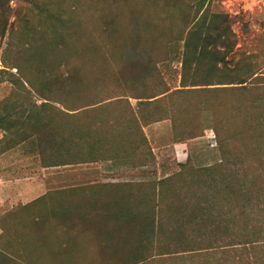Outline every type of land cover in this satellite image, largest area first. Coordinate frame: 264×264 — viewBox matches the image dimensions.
Masks as SVG:
<instances>
[{
	"label": "rangeland",
	"instance_id": "rangeland-1",
	"mask_svg": "<svg viewBox=\"0 0 264 264\" xmlns=\"http://www.w3.org/2000/svg\"><path fill=\"white\" fill-rule=\"evenodd\" d=\"M136 2L142 9L143 0H125V11L117 24L113 43L112 37L105 36L101 56L90 53L89 58L82 63L87 78L85 86L68 89L57 84L58 74L64 78L68 73L62 59L64 48L47 45L51 35L45 33L42 26H39L33 45L22 43L20 31L11 39L10 31L22 24V18L30 19L34 25L38 23L36 18H30L31 7L26 2L11 0L9 3L13 10L12 16L5 36L0 39V116L9 113L6 116L12 122H17L24 133L19 139L24 142L14 147V157L23 154L27 160L14 163L12 171H21V175L26 177L22 189L29 196L24 201L26 204L20 203L11 208L10 203H7V213L0 215V252L4 253L7 264H29V259L31 264H51L50 257L62 252L65 243L72 247L71 251L60 254L65 255V264H105L96 244L100 239V231L105 229V219L94 217L91 209L113 207L104 201L109 198L108 191L114 188L113 185H118L119 191L153 196L155 185L164 179L163 190L167 197L164 206L168 207V176L180 171L174 146L180 140L187 143L189 162L192 167L199 169L219 164L221 160L218 138L212 129L215 125L224 138L245 129L242 115L249 111V102H255L258 98L264 86V77L262 81H249L245 89H240L238 85L183 89L180 86L182 65L179 48L171 42L173 35L189 31L188 24L180 21V8L173 13L171 11L169 23H160L156 34L154 31L149 34L150 43L142 46L154 60V76L139 78L136 84H132L128 62L136 59L135 54L129 51L127 56L122 57L121 49L127 47L132 35L130 8ZM82 4L85 6L86 1H82ZM182 8L186 9L184 4ZM206 10L227 15L234 33V47L227 53L225 61L218 63V77L213 83H229L237 73L245 74L249 67L252 72H261L264 76V0H205L202 12ZM144 12L145 18L155 17L152 8H144ZM94 26L90 24L86 28L85 43L88 45L89 42H103V37L93 30ZM160 30L165 35L156 40L155 37L161 34ZM67 45L69 52L76 50L71 40L67 41ZM218 49L223 50L222 47ZM14 66L18 70L13 69ZM122 69L125 71L120 77L119 71ZM95 77L99 78L98 83ZM180 89L183 91H175ZM163 90L169 92L161 99L157 111L160 114L168 113V118L150 124L156 127H152L153 135L149 141L144 128L150 125L142 126L143 133L139 132L140 126L136 128L128 125L130 111L126 106L130 102L136 109L138 104L137 100L128 97L134 94L150 96ZM107 97L114 98L106 105L95 107L97 110L83 108L69 111L71 117L63 116L59 111L63 107L70 108L71 104H74L73 108H79L89 100ZM64 100L67 101V107L58 103ZM149 109L154 111L155 108L150 106ZM48 123L57 129L59 124L64 130L69 127H89L93 135L102 140H86L82 143L83 150L80 148L81 143L77 144L79 141L70 143L71 154L88 156L91 157L89 160L99 163L121 160L133 167L120 171L119 174L124 176H115L118 173L112 170L108 171L109 174L114 172V176H100L99 173L84 176L86 167L83 165L42 169L44 161L39 132L44 129L42 125ZM191 135L198 137L190 139ZM231 144L230 141L229 149H232ZM152 147L159 148L158 158L153 154ZM148 165L150 168H142ZM87 168H91L87 170L92 172L98 170L94 165ZM38 169L39 179L33 182L30 179ZM36 183L41 184L39 191H36ZM32 191L33 195H30ZM39 197L43 199L36 203ZM94 199L96 202L92 201ZM67 211L72 213L67 215L68 221L64 223L71 226L69 232L59 225L60 215ZM43 218L47 220L45 230L35 233V222ZM165 222V227H168V220ZM38 242L48 248H38Z\"/></svg>",
	"mask_w": 264,
	"mask_h": 264
},
{
	"label": "trees",
	"instance_id": "trees-1",
	"mask_svg": "<svg viewBox=\"0 0 264 264\" xmlns=\"http://www.w3.org/2000/svg\"><path fill=\"white\" fill-rule=\"evenodd\" d=\"M10 1L0 0V39L5 36L12 16ZM23 1L31 7L30 18H36L38 24L34 25L30 19L22 18V24L10 31V38H15L20 31L22 43L33 45L39 26H42V30L51 35L46 44L52 48H64L62 59L68 73L64 78L58 74L57 84H62L63 89L84 87L87 78L81 65L90 53L101 56L105 36L112 37L113 43L117 24L125 11V0ZM82 1H86L85 6L80 5ZM143 1L142 9L137 2L131 5L129 25L132 35L127 47L121 49L122 57L127 56L129 51L135 54L136 59L128 62L133 85L139 78L154 76V60L142 46L150 43L149 34L154 31L155 35L160 23H169L170 12L179 8L180 21L188 24L189 31L173 35L171 42L179 48L182 65L180 86L183 89L212 85H238L240 89H245L249 81L263 80L261 72H252L249 67L245 74L237 73L229 83H213L218 77V63H223L227 53L234 47V33L227 15L207 10L202 12L205 0ZM66 7L71 10L68 11ZM144 8L154 9L155 17L145 18ZM90 24L96 25L93 30L103 37V42L85 43L86 28ZM160 32L156 40L165 35L163 30ZM68 40L75 45V51L69 52ZM219 47L223 50H219ZM13 69L18 70L16 66ZM124 71H119L120 77ZM94 79L98 83L99 78ZM168 92L163 90L150 96H129L137 100L138 104L136 109L130 102L126 106L130 111L128 125L136 128L140 126L139 132L143 133V125L167 120L168 113L160 114L157 109ZM113 98L89 100L79 108H73L74 104H71L70 108L63 107L59 111L63 116L71 117L69 111L96 109L110 103ZM255 102H249V111L242 115L245 129L224 138L216 125L212 128L218 138L221 154L219 164L198 169L191 166L188 158L185 163L178 164L180 171L177 174L168 176V207L164 206L167 197L163 190L165 181L161 179L155 185L153 196L139 194L138 206L134 211L127 205L118 207L116 198L111 199L114 207L91 211L94 217L105 219V229L100 231V239L96 243L105 264H264V86ZM58 103L67 107L66 100ZM150 106H154L155 112L147 110ZM6 115L9 116V113L0 116V129L5 134L1 152L24 142L19 140L24 135L19 125ZM171 117L175 122V118ZM50 125H42L44 129L39 132L44 167L95 162L88 159L91 157L82 158L70 152V143L79 141L77 144L81 143L80 148L83 150L82 143L86 140L102 141L93 135L89 127H69L64 130L59 124L58 129ZM15 127L17 129L12 130ZM196 137L191 135L190 139ZM230 141L232 149L228 146ZM183 142L180 140L178 143ZM129 198L124 200V204ZM42 199L38 198L36 203ZM68 214L72 213L67 211L60 215L59 225L69 232L71 226L64 225L68 221ZM167 220L168 227H165ZM46 224L44 218L35 222V233L45 230ZM62 246V252L50 257L51 264H65V255L60 254L71 251L72 247L69 243ZM37 247L48 248L40 242Z\"/></svg>",
	"mask_w": 264,
	"mask_h": 264
},
{
	"label": "crops",
	"instance_id": "crops-1",
	"mask_svg": "<svg viewBox=\"0 0 264 264\" xmlns=\"http://www.w3.org/2000/svg\"><path fill=\"white\" fill-rule=\"evenodd\" d=\"M152 127H156L155 125H150L145 129L146 135L149 138V141H151V137L153 135V128ZM4 132L0 131V141H2V139L4 138ZM21 146V145H18ZM175 149V153L177 156V159L180 163H185L188 159V144L187 143H177L174 146ZM158 150L159 148L157 147H152V152L153 154L156 156V158H158ZM15 151L16 148H12L10 150L7 151H0V206H2V208L0 207V215L7 213L8 209L6 210L7 203H10V207H14V206H18L20 203L22 204H26L27 198H28V192L25 193L23 186L25 184V178L24 176H22L21 171H18L17 173H14L12 171L13 165L16 162H22L23 159H26V157H24L25 155L20 154L19 157H14L15 155ZM83 165L84 167H86L85 172H84V176H95L96 174L99 173L100 176H114V172L118 173L115 176H124L122 174H119L120 171H126L128 168L126 167H133L130 163H125L123 161H105V162H86V163H78V164H70V165H65V166H55V167H43L42 169H58L61 167H72V166H80ZM94 165L95 167H98V170H96L95 172H92V170H87V169H91V168H87ZM150 168V165L142 167V168ZM21 170V169H19ZM108 170H112L114 171L113 173L109 174ZM39 169L38 171H36V173L34 172L35 176H32V178L30 179L31 181L34 182V180H38L39 179ZM33 185V184H32ZM37 185V187H36ZM36 185H34V187H36V191H39L41 184L39 185V183H36ZM31 186V184H30ZM114 188L109 189V198H107L105 201V203H109L114 207V204L111 202L112 198H116L119 201V204L116 203V205L118 207L122 206V205H127V207L131 210L134 211L135 208L138 206V197L139 194L138 193H131L128 191H119V189L117 188V186H112ZM116 187V188H115ZM38 189V190H37ZM35 194V192H34ZM33 195V191L32 194ZM130 196V198L125 202L124 204V200L126 198H128ZM42 197V196H41ZM40 198V197H39ZM92 199V195L91 198ZM94 202H96V200H92ZM103 201V202H104ZM137 203V204H136ZM93 208V207H91ZM111 208V207H109ZM10 209V208H9ZM92 211V209H91ZM5 241V240H4ZM4 254V253H3ZM2 254V252H0V264H7L6 260H5V256Z\"/></svg>",
	"mask_w": 264,
	"mask_h": 264
}]
</instances>
